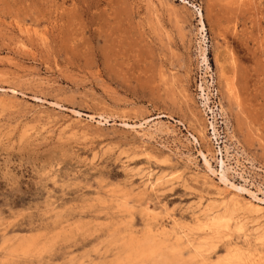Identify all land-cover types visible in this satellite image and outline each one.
<instances>
[{
  "label": "rangeland",
  "instance_id": "1",
  "mask_svg": "<svg viewBox=\"0 0 264 264\" xmlns=\"http://www.w3.org/2000/svg\"><path fill=\"white\" fill-rule=\"evenodd\" d=\"M252 195L264 0H0V264H264Z\"/></svg>",
  "mask_w": 264,
  "mask_h": 264
},
{
  "label": "bare ground",
  "instance_id": "2",
  "mask_svg": "<svg viewBox=\"0 0 264 264\" xmlns=\"http://www.w3.org/2000/svg\"><path fill=\"white\" fill-rule=\"evenodd\" d=\"M202 28H203V27H202ZM202 30H203V29H202ZM133 127H134V126H133ZM8 134H9V133H8ZM10 136H11V135H10ZM7 139H8V138H7ZM10 140H11V139H10ZM8 141H9V140H8ZM14 142H15V141H14ZM7 144H8V143H7ZM15 144H16V143H15ZM3 147H4V146H3ZM74 156H75V155H74ZM206 161H207V160H206ZM207 164H209V162H208ZM209 169H210V168H209ZM210 171L213 172L212 169H211ZM225 171H226V170H225ZM225 173H226V172H225ZM213 174H214V173H213ZM221 174H222V173H221ZM220 178H221V176H220ZM221 181H223V184H224V182H225V184H226V183L230 184L231 187H232L233 189H234V188L236 189V191H237V190H238V191H239V190H243L242 188L237 187L236 185H234V184H232V183H229L228 179L225 177V174H222V179H221ZM53 186H54V185H53ZM218 188H219V187H218ZM225 188L228 189L226 186H225ZM172 189H173V188H172ZM229 190H230V189H229ZM54 192H55V191H54ZM239 192H240V191H239ZM233 195H234V194H233ZM237 195H238V194H236V197H237ZM210 196H211V195H210ZM239 196H240V195H238V197H239ZM252 196L254 197L253 200H256V201H257L256 203H258V204H264V200L258 199V198H257L256 196H254V195H252ZM252 196H251V198H253ZM232 197H233V196H232ZM234 197H235V196H234ZM238 197H237V199H238ZM240 198H241V197H240ZM234 199H235V198H233V200H231V201H235ZM239 200H241V199H239ZM239 200H237V201H239ZM250 200H251V199H250ZM237 201H236V203H237ZM248 202H249V201H248ZM230 203H231V202H230ZM236 203H233V206H232V207H234V204H235V206H236ZM245 203H246V202H245ZM210 204H212V203H209V205H210ZM218 204H219V203H218ZM231 204H232V203H231ZM231 204H230V205H231ZM239 204H240V203H239ZM241 204H242V203H241ZM258 204L255 205V204L249 202V203H246L247 206H245V207H246V208L248 207V208H251L252 210H255V209L259 208ZM213 205H214V204H212V206H213ZM215 205H216V204H215ZM227 205H228V203H227ZM237 205H238V203H237ZM217 206H218V205H217ZM209 207H211V206H209ZM215 207H216V206H213L212 208H215ZM232 207H231V208L229 207L230 210L233 209ZM238 207H239V205L236 207V210L239 209ZM240 207H241V206H240ZM229 208L227 207V210H229ZM248 208H247V211H246V212L249 211ZM215 209H216V208H215ZM240 209H241V208H240ZM244 209H245V208L243 207V209H242L243 212H244ZM251 209H250V210H251ZM262 209H264V207H262ZM206 210H207V206H206ZM212 210H213V209L208 210V211H212ZM227 210H226V211H227ZM245 210H246V209H245ZM222 211H223V210H222ZM226 211H224V213H222V217L215 218V220H214V222H213V225H214L215 227L220 228V227H219L220 225H221V226H222V225L225 226V223H226V217H225V216H226V215H225V216H223V215L225 214ZM255 211H257V210H255ZM260 211H262V210L260 209ZM260 211H259V212H260ZM160 212H161V211H160ZM230 212H231V211H230ZM257 212H258V211H257ZM250 213H253V212L250 211ZM229 214H230V213H229ZM233 214H234V213H233ZM248 214H249V212H248ZM227 215H228V211H227ZM234 215H235V214H234ZM231 216H232V213H231ZM194 217H195V216H194ZM234 218H235V217H234ZM230 219H231V218H230ZM233 220H234V219H233ZM233 220H232L231 222H233ZM238 220H239V219H238ZM210 221H211V220H210ZM235 221H236V220H235ZM227 223H228V222H227ZM235 223H236V222H235ZM239 223L241 224V222H239ZM243 223H244V222H243ZM210 224H211V222H210ZM213 225H212V226H213ZM208 226H209V225L206 224V227H208ZM212 226H211V227H212ZM224 226H223V227H224ZM244 226H245V225H244ZM244 226H242V224H241V227H244ZM201 227H202V226H201ZM223 227H222V228H223ZM239 227H240V226H239ZM225 228H226V227H225ZM227 228H228V226H227ZM223 229H224V228H223ZM229 229H230V228H229ZM229 229L227 230V232H228V231H231V230H229ZM242 229H243V228H242ZM242 229L237 230V232L240 231V230H242ZM211 230H213V229H211ZM225 230H226V229H225ZM244 230H245V228H244ZM263 230H264V229H263ZM263 230H261V231H263ZM197 231H198V230H197ZM216 231H218V230H216ZM216 231H215V232H216ZM222 231H223V230H221V232H222ZM202 232H203V231H202ZM212 232H214V230H213ZM219 232H220V231H219ZM221 232H220V233H221ZM223 232H224V231H223ZM225 232H226V231H225ZM220 233H219V234H220ZM263 233H264V231H263ZM211 234H213V233H211ZM256 234H258V233H256ZM259 234H260V233H259ZM227 237H228V236H227ZM258 237H259V235H258ZM228 238H229V237H228ZM260 238H261V237H260ZM262 238H264V236H263ZM259 240H260V239H259ZM260 241H261V240H260ZM136 245H137V244H136ZM148 247H149V246H148ZM133 248H134V247H133ZM135 249H136V248H135ZM135 249H134V250H135ZM156 251H157V250H156ZM197 251H198V250H197ZM198 252H199V251H198ZM140 253H142V251H141ZM150 255H151V253H148V255H144V256H148V257H149ZM153 256H154V254H153ZM138 257H139V256H138ZM138 257H137V258H138ZM227 258H228V257H227ZM229 258H230V257H229ZM230 259H231V258H230ZM234 259H235V258H234ZM246 259H247V258H246ZM249 259H250V258H249ZM235 260H236V259H235ZM242 260H243V258H242ZM227 261H228V260H227ZM229 261H232V260H229ZM238 261H240V260H238ZM248 261H249V260H248ZM223 262H224V261H223ZM245 262H247V261H245ZM224 263H225V262H224ZM227 263H228V262H227ZM239 263H240V262H239ZM247 263H248V262H247ZM229 264H231V263L229 262Z\"/></svg>",
  "mask_w": 264,
  "mask_h": 264
}]
</instances>
